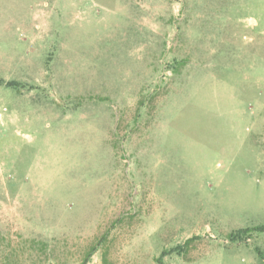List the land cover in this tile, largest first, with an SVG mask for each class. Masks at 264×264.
I'll use <instances>...</instances> for the list:
<instances>
[{"label":"rangeland","instance_id":"1","mask_svg":"<svg viewBox=\"0 0 264 264\" xmlns=\"http://www.w3.org/2000/svg\"><path fill=\"white\" fill-rule=\"evenodd\" d=\"M263 225L264 0H0V264H264Z\"/></svg>","mask_w":264,"mask_h":264},{"label":"trees","instance_id":"2","mask_svg":"<svg viewBox=\"0 0 264 264\" xmlns=\"http://www.w3.org/2000/svg\"><path fill=\"white\" fill-rule=\"evenodd\" d=\"M249 231H250L249 229L240 230V231H238L237 233H234V234L231 235V240H233V241H237L239 238H241V235H242L243 233H247V232H249ZM256 231H258V232H264V225L261 226V227H259V228H257ZM82 264H86V263L84 262V263H82Z\"/></svg>","mask_w":264,"mask_h":264}]
</instances>
